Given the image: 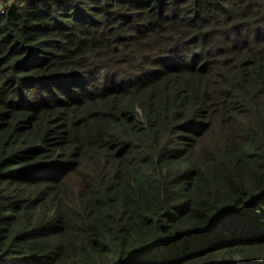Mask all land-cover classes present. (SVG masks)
Here are the masks:
<instances>
[{
  "label": "trees",
  "instance_id": "trees-1",
  "mask_svg": "<svg viewBox=\"0 0 264 264\" xmlns=\"http://www.w3.org/2000/svg\"><path fill=\"white\" fill-rule=\"evenodd\" d=\"M0 264H264V0H0Z\"/></svg>",
  "mask_w": 264,
  "mask_h": 264
},
{
  "label": "bare ground",
  "instance_id": "bare-ground-1",
  "mask_svg": "<svg viewBox=\"0 0 264 264\" xmlns=\"http://www.w3.org/2000/svg\"><path fill=\"white\" fill-rule=\"evenodd\" d=\"M237 235V234H236Z\"/></svg>",
  "mask_w": 264,
  "mask_h": 264
}]
</instances>
